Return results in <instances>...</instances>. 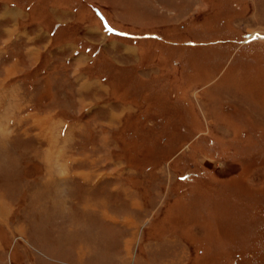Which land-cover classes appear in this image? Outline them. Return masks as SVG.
<instances>
[{
    "label": "rangeland",
    "instance_id": "374dc122",
    "mask_svg": "<svg viewBox=\"0 0 264 264\" xmlns=\"http://www.w3.org/2000/svg\"><path fill=\"white\" fill-rule=\"evenodd\" d=\"M49 2L0 0V264H264V0Z\"/></svg>",
    "mask_w": 264,
    "mask_h": 264
},
{
    "label": "snow or ice",
    "instance_id": "6c2138e0",
    "mask_svg": "<svg viewBox=\"0 0 264 264\" xmlns=\"http://www.w3.org/2000/svg\"><path fill=\"white\" fill-rule=\"evenodd\" d=\"M105 30H106L107 32H109V33H115V29L112 28V27H111L110 25H108L107 23H105ZM119 35L127 36V35H129V34H128V33L121 32V33H119ZM255 39H257V37H253V40H255ZM181 179L186 181V180L188 179V177H186V176H182Z\"/></svg>",
    "mask_w": 264,
    "mask_h": 264
},
{
    "label": "crops",
    "instance_id": "0c3cea01",
    "mask_svg": "<svg viewBox=\"0 0 264 264\" xmlns=\"http://www.w3.org/2000/svg\"><path fill=\"white\" fill-rule=\"evenodd\" d=\"M13 3H14V2H13ZM13 3H12L11 5H13ZM49 3L53 5V3L51 2V0H50ZM47 5H48V4H47ZM39 7H40V4H37V8H39ZM20 8H21V7H20ZM54 22H56V20H54L53 23H54ZM57 22H58V20H57ZM3 34H4V32H3ZM7 38H8V36H7ZM2 41L6 42L5 39H3Z\"/></svg>",
    "mask_w": 264,
    "mask_h": 264
},
{
    "label": "bare ground",
    "instance_id": "6f19581e",
    "mask_svg": "<svg viewBox=\"0 0 264 264\" xmlns=\"http://www.w3.org/2000/svg\"><path fill=\"white\" fill-rule=\"evenodd\" d=\"M0 209H1V207H0ZM103 213V212H102Z\"/></svg>",
    "mask_w": 264,
    "mask_h": 264
}]
</instances>
